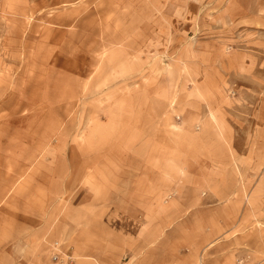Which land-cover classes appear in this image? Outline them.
Returning <instances> with one entry per match:
<instances>
[{
  "label": "crops",
  "instance_id": "obj_1",
  "mask_svg": "<svg viewBox=\"0 0 264 264\" xmlns=\"http://www.w3.org/2000/svg\"><path fill=\"white\" fill-rule=\"evenodd\" d=\"M145 3L150 15L134 11V29L129 25L118 31L113 19L112 32L87 31L93 38L105 33L111 39L110 49L101 47L113 62L111 77L117 80L113 85L137 72L131 61L137 54L131 47L141 36L137 26L142 30L153 20L167 18L166 4ZM112 4L122 6L120 0ZM238 4H231L235 11L242 8ZM8 5L4 0L0 9L7 13ZM71 10L51 11L47 28L40 30L31 29L40 25V19L25 24L26 14L13 15L24 24L14 36L21 47L18 54L25 55V46L36 45L26 39L45 34L62 31L71 44L76 34L85 39V32H80L84 13L73 20ZM225 12L219 19H239L237 13ZM97 17L100 22L108 20L100 13ZM212 48L195 47L194 52ZM237 53L241 61L233 64L227 55L223 76L217 69L200 73L198 62L189 64L195 70L191 103L199 102L197 110L191 103L169 110L172 95L152 94L149 89L139 95L108 94L105 103L82 114L91 120L77 140L66 120L71 116L66 105L72 101L71 64H62L68 79L38 77L47 86L42 89L23 78L15 85V78L5 71L8 66L0 61V264H50L54 242L74 257V264H235L241 255L236 250L257 246L260 242L249 241L248 235L264 228L263 105L250 112L249 129L240 130L232 129L211 104L229 73L241 77L245 70L246 77H254L256 66L247 67L245 53ZM44 63H33V69L45 71L49 64ZM87 83L85 79L81 84ZM157 83L162 84L159 77L154 83L147 77L138 83L125 80L129 87ZM157 99L167 105L164 111L137 110V101ZM17 123L22 125L17 128ZM223 246H234L236 252Z\"/></svg>",
  "mask_w": 264,
  "mask_h": 264
},
{
  "label": "rangeland",
  "instance_id": "obj_2",
  "mask_svg": "<svg viewBox=\"0 0 264 264\" xmlns=\"http://www.w3.org/2000/svg\"><path fill=\"white\" fill-rule=\"evenodd\" d=\"M3 1L0 0V5ZM18 1L16 4V2L8 0L7 13L0 9V61L5 63L4 66L10 67V69L5 67L7 69L5 71L10 78H15L13 82L15 85L17 79L23 78L26 82L37 84L36 88L42 89H47V86L41 85L42 82L38 77L45 78L50 74V78L68 79V71L67 69L63 70L62 64H71L72 101L66 103L71 116L66 120L73 129L72 136L76 140L80 138V132L91 120L89 117H83L82 114L89 113L95 109L96 105L105 103L102 101L108 94L117 95L118 92L123 94L131 91L139 95L144 89L151 90L149 93L152 94H171L174 100L172 103H168V108L172 110L178 104H190L195 99L193 93H196V88L191 83L195 70L193 71L189 64L198 62L200 73H206L208 69H217L219 74L223 76L225 74L222 67L228 60L227 55H231L233 64L241 61L240 56H236L240 55L237 52L245 53L243 59L248 60L247 67L256 66V70L253 71L255 72V74L253 73L254 77L253 75L246 77L245 70L241 77L229 73L228 80L224 79L227 84L224 85V81H221L217 96L211 99V104L219 109L222 116L225 115L227 123L231 125L232 129H249L246 128L248 125L246 120L249 115L255 110H259L261 105H263L264 111V0H158L162 4H166L167 18L165 16L164 20H153L152 23L146 24V28L142 27V30L137 26L141 36L131 47L132 52H137L135 58L131 60L132 63H135L133 66L136 67L137 72L129 76L133 78L125 79L126 83H138L147 77L151 79V83H154L159 77L162 84H153L151 87L149 85L129 87L125 85V80L120 78V84L113 85L117 81L111 77L114 74L110 68L113 62L108 60L106 52L103 53L104 49L102 48L110 49L112 46L107 43V40L111 42V39H106L105 33L104 35L102 33L96 34L95 36L99 35L98 38H93L87 33L88 30H93L92 35H94L95 31L102 29L107 33L112 32L113 19L115 20L114 27H118V31L127 30L129 25L134 29V24L131 22L133 19L131 15L134 11L136 14L137 12H146L150 15V8L145 0H132L130 5L128 0H120L122 3L120 7L112 4V0ZM64 2L67 4L63 5ZM234 2H239L238 5L242 7L239 11H235L231 6ZM77 4L79 6L75 7ZM67 8L72 9L69 17L71 16L73 20L84 13L82 31L80 32H85V39H79V34H76V36H72L71 44L68 40H64L66 37L62 31L55 32L50 37L45 34L40 39L37 37L26 39L33 43L36 42V45L25 46V55L18 54L21 47L15 44L17 39L14 36L24 28V24L22 26L13 15L16 13L19 15L26 14L23 20L25 24L26 21L30 23L31 18L40 19L39 26L31 27V29L40 30L47 28V14L51 11ZM224 11L230 15L231 11L233 14L237 13L239 19L236 21L219 19L223 16L221 13ZM97 13H100L102 18L103 16L108 18V20L100 22ZM75 28L76 26L73 25V29ZM76 31H79V28ZM144 33L146 37H143ZM88 35L89 37H87ZM101 38L104 41H101ZM97 41H101L103 45L97 47ZM208 45L215 46V48L210 51L201 50L200 53L194 52L195 47L203 48ZM34 48L35 53H32ZM218 48H221L222 52H216L215 50ZM39 61L49 64L45 71L33 69V65L37 66ZM172 64L178 65L179 69L171 67ZM52 65H54V69L51 68ZM36 69L38 68L36 67ZM246 72L250 73L249 71ZM34 77L35 79H32ZM85 79L88 81L87 85L81 84ZM255 81H257V85L251 83ZM45 82L46 80H43L44 84ZM163 84L170 85L163 86ZM60 88L63 89V86ZM55 94L61 95L59 92ZM242 98H248V100L244 101ZM256 99L257 101H255ZM61 102L59 101V103ZM200 103L206 105L205 102ZM191 104L197 110L199 102L195 101ZM136 106L137 110L151 109L159 112L164 111L167 105L157 99L151 102L137 101ZM250 112L252 113L250 114ZM66 114L68 115V113ZM175 119L178 120L179 116L176 115ZM21 125V123H17L16 127L19 128ZM100 128L97 127L96 129ZM241 137H245V135L242 134ZM247 137L250 138L251 134H248ZM173 196L174 194H171L167 199L170 200ZM259 227L262 226L259 224ZM248 239H251L249 240L251 242L258 241L260 243L257 246L242 247L241 250H236L241 255L238 256L235 264H264V228L251 230ZM225 249L235 251L236 248L232 246L224 247L223 250ZM225 255L230 256L228 253Z\"/></svg>",
  "mask_w": 264,
  "mask_h": 264
},
{
  "label": "built area",
  "instance_id": "obj_3",
  "mask_svg": "<svg viewBox=\"0 0 264 264\" xmlns=\"http://www.w3.org/2000/svg\"><path fill=\"white\" fill-rule=\"evenodd\" d=\"M50 264H74V257L62 249L60 242H54L50 255ZM200 264H203L200 262Z\"/></svg>",
  "mask_w": 264,
  "mask_h": 264
}]
</instances>
